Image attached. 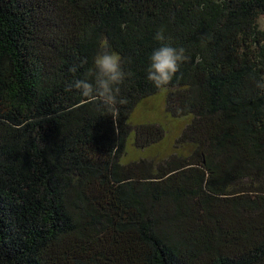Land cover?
<instances>
[{"label":"trees","instance_id":"1","mask_svg":"<svg viewBox=\"0 0 264 264\" xmlns=\"http://www.w3.org/2000/svg\"><path fill=\"white\" fill-rule=\"evenodd\" d=\"M262 17L264 0H0V264H264ZM161 29L187 59L158 89ZM102 39L127 74L115 123L69 90ZM158 93L185 152L122 162L131 132L165 138L131 122Z\"/></svg>","mask_w":264,"mask_h":264},{"label":"clouds","instance_id":"2","mask_svg":"<svg viewBox=\"0 0 264 264\" xmlns=\"http://www.w3.org/2000/svg\"><path fill=\"white\" fill-rule=\"evenodd\" d=\"M203 7L204 5L201 4L200 9L202 10ZM154 39L162 43L149 57L147 79L159 89L173 80L180 64L187 57L183 47L176 48L163 43L166 39L163 29L155 33ZM99 47L100 51L93 57L92 67L87 69L83 78L74 79L69 90L75 89L81 97L103 105L105 112L111 114L115 123L120 115L117 105L126 103V99L121 96L120 86L124 83L127 74L122 67L121 56L108 50L106 39L100 41ZM86 63V60L82 61V64ZM70 71L75 73L76 66ZM257 86L264 88V83L257 82Z\"/></svg>","mask_w":264,"mask_h":264},{"label":"rangeland","instance_id":"3","mask_svg":"<svg viewBox=\"0 0 264 264\" xmlns=\"http://www.w3.org/2000/svg\"><path fill=\"white\" fill-rule=\"evenodd\" d=\"M259 27L264 30V17L259 19ZM147 99H145L146 101L142 100L139 105H136L131 113V122L133 124L158 122L165 127L166 136L156 144L147 148L138 149L132 145L134 133L131 132L127 139L125 156L122 162L136 160L138 158L167 157L176 151L185 152V148L178 146L177 138L181 134L187 120H182L181 118L177 120L167 112L164 93H158V95L150 96Z\"/></svg>","mask_w":264,"mask_h":264}]
</instances>
